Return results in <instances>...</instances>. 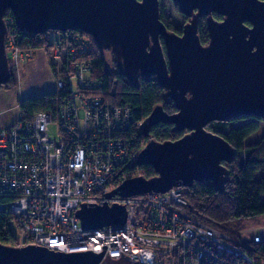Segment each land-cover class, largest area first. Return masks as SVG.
<instances>
[{"label": "water", "instance_id": "1", "mask_svg": "<svg viewBox=\"0 0 264 264\" xmlns=\"http://www.w3.org/2000/svg\"><path fill=\"white\" fill-rule=\"evenodd\" d=\"M172 1L189 18L181 33L162 21L160 0H0V85L11 78L5 19L10 11L22 31L90 35L128 81L138 86L140 78L155 76L165 98L174 102L177 112L168 114L157 104L140 126V136L148 140L135 163L152 166L156 174L130 177L113 188L110 197L165 193L178 184L192 188L204 181L222 193L230 175L223 162L231 163L238 151L206 126L240 116L264 118V0ZM201 17H206V44L199 35ZM159 123L188 132L175 141L149 139ZM76 216L84 229L123 225L127 208L121 203L82 204ZM0 264L139 263L129 257L104 259V253L92 251L65 253L0 242Z\"/></svg>", "mask_w": 264, "mask_h": 264}, {"label": "built area", "instance_id": "2", "mask_svg": "<svg viewBox=\"0 0 264 264\" xmlns=\"http://www.w3.org/2000/svg\"><path fill=\"white\" fill-rule=\"evenodd\" d=\"M5 19L6 50L19 76L35 50L21 45L27 31L17 27L13 14ZM91 49L79 32H61L49 56L58 91L64 92L58 113L40 110L28 120L0 126V212L10 214L21 229L15 246L92 251L139 264L160 258L165 264H263L229 234L189 215L181 184L165 193L108 196L119 170L135 162L147 142H137L135 132L144 120L134 122L131 105H117L100 93L104 84L86 59ZM54 122L57 138L50 135ZM104 203L124 204L126 222L84 229L76 211L82 204ZM10 233L6 227L0 235L7 239ZM252 240L264 244V233Z\"/></svg>", "mask_w": 264, "mask_h": 264}, {"label": "trees", "instance_id": "3", "mask_svg": "<svg viewBox=\"0 0 264 264\" xmlns=\"http://www.w3.org/2000/svg\"><path fill=\"white\" fill-rule=\"evenodd\" d=\"M175 7L177 9V6ZM163 10L162 6V21L169 29L180 33L181 30L174 27L172 22H170L171 20L165 17ZM6 15H11V12L8 11ZM214 17L218 20L221 19L218 14H214ZM50 32L45 34L27 32L21 42L24 48L30 47L35 51L44 49L47 53L49 65L51 47L53 42L60 37L51 40ZM77 32L82 34L91 44L92 49L86 59L93 64L95 76L100 78L104 84L100 93L107 100L117 105H131L135 123L145 120L157 104H162L168 114L177 112L174 102L165 98V90L159 85L155 76L140 78L138 86L132 84L122 73L117 71L114 59H109V62L106 60L104 52L96 46L90 35L81 31ZM59 33L61 35V32ZM199 35L201 42L206 44L209 36L205 19L201 20ZM52 71L54 76V69ZM16 78L18 76L15 69L11 67V78L7 84L0 85V88L9 89L17 86ZM63 98L64 92L53 91L30 99L20 100L18 104L21 121L28 120L34 112L40 110L51 114L58 113ZM238 121L244 122L239 125H233ZM206 129L223 135L237 149L238 153L231 163L223 162L229 169L230 175L222 193L218 192L208 181L197 182L192 188H184V195L190 202L187 213L231 235L242 244L250 255L259 256L264 264V244H256L252 239L244 237L239 232H231L225 225L235 220L264 214V118L254 115L240 116L229 121L211 122L206 126ZM187 132L188 130L174 131L173 125L159 123L151 128L149 139L160 142L166 140L175 141ZM135 137H137L138 143L141 140H148L147 138H142L140 133L136 132ZM155 174L152 166H138L132 161L119 170L118 175L112 180L111 184L113 187H117L122 181L130 177L143 175L150 178ZM12 220L15 219L10 214L0 212V232L6 227L11 230ZM0 242L15 246L16 242L12 230L7 239L0 235ZM155 264L165 263L163 259H159Z\"/></svg>", "mask_w": 264, "mask_h": 264}, {"label": "rangeland", "instance_id": "4", "mask_svg": "<svg viewBox=\"0 0 264 264\" xmlns=\"http://www.w3.org/2000/svg\"><path fill=\"white\" fill-rule=\"evenodd\" d=\"M161 3L163 6V9H164L163 12H164L165 17L169 18L171 20L170 22H172V24L174 25V27L176 29H181L183 24L185 23V18L181 13L178 12L173 1L172 0H161ZM59 36H60L59 31H51L50 32V39L51 40H54L55 38H57ZM51 68L53 69L52 65H51ZM21 71H20L18 77L21 76ZM16 79H17V86H15L16 89H14L15 87H12L9 89L0 88V91H3V92L7 91L8 92L9 90H12L9 95L4 92L2 94V98L6 103L10 101L13 104L9 110L12 111L13 113H15L16 115H18V114H20V108H19L18 103L20 100H22V99H19L20 96L17 97V95L20 94V90H21V80L19 81L18 78H16ZM34 81H35L36 86L40 82L37 79H35ZM48 82L50 83V81H48ZM42 86L44 88H42ZM42 86H41V89L38 88V90L36 87L34 89H31V92L34 95L28 97L27 99L33 98V97L37 96L38 94H42L44 89H46L44 91V93L58 91L57 86L54 88L48 83H44ZM37 92H39V93H37ZM21 94H22V92H21ZM243 122L244 121H238V122H235L233 125H239V124H242ZM58 134H59L58 124L56 122L51 123L50 135L53 138H57ZM263 201H264V197H263ZM225 225L227 226V228L231 232H239L244 237L247 236V238L250 237V239H252L253 235L264 233V214L259 215V216L250 217V218L235 220L233 222L226 223ZM11 230H12L14 239L15 240L17 239V242L20 243L21 229L19 228V226L15 220H12V222H11ZM250 234H251V236H250ZM160 259H163V258H160Z\"/></svg>", "mask_w": 264, "mask_h": 264}, {"label": "crops", "instance_id": "5", "mask_svg": "<svg viewBox=\"0 0 264 264\" xmlns=\"http://www.w3.org/2000/svg\"><path fill=\"white\" fill-rule=\"evenodd\" d=\"M20 71H21V76L19 81L21 80V90H20V94L17 95V97L20 96L19 99L23 100V99H27L30 96H33L34 94H32L31 89H34L35 87L37 88V90L38 88L41 89V86L44 83H48L54 88L56 87L53 71L49 65L47 53L44 49H38L37 51H35L34 56L31 60L21 64ZM35 79L40 81V82L38 81L39 83L37 84V86L34 81ZM48 81H50V83ZM42 88L44 87L42 86ZM14 89H16V87ZM45 90L46 89H44V91ZM11 91L12 90H9L8 92L7 91L4 92L9 95ZM44 91L42 92V94H45ZM4 92L0 91V126L7 128L14 125L16 122L20 121L21 115L20 114L16 115L15 113L9 110L13 104L10 101L6 103L3 100L2 94ZM42 94H38V95H42Z\"/></svg>", "mask_w": 264, "mask_h": 264}, {"label": "flooded vegetation", "instance_id": "6", "mask_svg": "<svg viewBox=\"0 0 264 264\" xmlns=\"http://www.w3.org/2000/svg\"><path fill=\"white\" fill-rule=\"evenodd\" d=\"M161 1V0H160ZM174 3V2H173ZM175 4V3H174ZM176 6V5H175ZM161 7H162V3H161ZM178 9V8H177ZM178 12L179 13H181L179 10H178ZM183 16H184V18H185V23L183 24V26L188 22V20H189V18L186 16V15H184L183 13H181ZM214 14H216V13H214ZM213 14V15H214ZM202 19H205L206 20V17H201V19H200V22H199V26H200V23H201V20ZM221 19H222V16H221ZM220 19V20H221ZM183 26H182V28L181 29H179V30H181L182 31V29H183ZM169 29V28H168ZM171 30V29H170ZM175 31V30H174ZM177 32V31H176ZM181 33V32H180ZM161 44H162V47H163V50H164V52H165V54H166V48H165V43H164V39L161 37Z\"/></svg>", "mask_w": 264, "mask_h": 264}, {"label": "bare ground", "instance_id": "7", "mask_svg": "<svg viewBox=\"0 0 264 264\" xmlns=\"http://www.w3.org/2000/svg\"><path fill=\"white\" fill-rule=\"evenodd\" d=\"M138 142V141H137ZM140 143V142H139ZM137 145H135V147H136Z\"/></svg>", "mask_w": 264, "mask_h": 264}]
</instances>
